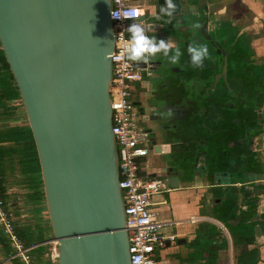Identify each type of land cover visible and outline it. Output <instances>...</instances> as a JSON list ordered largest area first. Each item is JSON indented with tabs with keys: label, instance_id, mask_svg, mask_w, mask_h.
<instances>
[{
	"label": "water",
	"instance_id": "95a60500",
	"mask_svg": "<svg viewBox=\"0 0 264 264\" xmlns=\"http://www.w3.org/2000/svg\"><path fill=\"white\" fill-rule=\"evenodd\" d=\"M189 2L182 11L196 9ZM111 10L112 0H0V44L36 142L58 264H132L112 130ZM178 139L175 131L163 140ZM157 150L165 165L177 163V151ZM179 181L166 178L171 187ZM232 185L221 184L223 206L216 205L228 216L240 214L253 191Z\"/></svg>",
	"mask_w": 264,
	"mask_h": 264
},
{
	"label": "flooded vegetation",
	"instance_id": "af4514ba",
	"mask_svg": "<svg viewBox=\"0 0 264 264\" xmlns=\"http://www.w3.org/2000/svg\"><path fill=\"white\" fill-rule=\"evenodd\" d=\"M140 1L146 10L137 23L146 27L147 34L167 39L181 51L175 64L160 53L147 62L136 61L143 70L142 79L131 89L138 119L161 152L177 151L179 158L176 164L165 165L159 155L152 173L164 174L159 178L165 179L178 175L187 183L200 176L221 186V178L238 171L246 136L257 121L255 103L264 98V69L253 57L251 43L239 39L232 22H212L214 11L207 0H190L187 5H196L194 16L185 17L193 9H179L170 19H157L159 0ZM194 18L198 25L191 24ZM193 42L208 49L199 67L192 65L187 51ZM183 124L189 142L182 141ZM175 131L178 141L167 145L163 139Z\"/></svg>",
	"mask_w": 264,
	"mask_h": 264
},
{
	"label": "crops",
	"instance_id": "0c3cea01",
	"mask_svg": "<svg viewBox=\"0 0 264 264\" xmlns=\"http://www.w3.org/2000/svg\"><path fill=\"white\" fill-rule=\"evenodd\" d=\"M159 1V6L165 3V0ZM174 2L177 4V11L184 8L182 0ZM207 4L214 11L215 18L212 22H232L239 39L251 43L253 57L260 66H264V0H207ZM19 102L22 104V100ZM260 107H263L261 113L259 110L261 119L257 118L253 129L248 132V135L252 134L254 137L250 141L245 140L238 171L231 177L220 179L223 182H234L232 190H237L242 185L252 187L251 198L243 206L244 210L238 211L240 214L230 213L229 216L227 208L216 211V205L223 206L220 195L222 190L220 186H213L211 181L200 176H195L192 183L180 180L176 187H171L166 182L163 191L153 195L152 209L159 218L173 222L165 232L177 235V240L158 250V264H264V99ZM16 117L18 119L1 118L0 127L29 124L25 121L26 112L20 111ZM186 127L183 124L180 129L183 142H189ZM156 146L150 139V149L153 151L143 163L144 174L149 178L159 157ZM17 167L18 165L11 172L8 169L7 177L0 179V189L3 186L6 189V207L14 216L20 238L32 246L34 263L58 264V258L52 257V250L57 244L49 214L44 212L40 223V219L34 218L27 208L28 199L26 194L23 196V190L27 191L28 187L20 183ZM12 186H21L23 189L22 199L15 200L16 206L9 205L14 191ZM191 218L194 219L191 221ZM24 224L29 227V232H25L22 227ZM37 225L42 227L40 233L45 236L40 240L35 239ZM12 252L13 247L0 226V264H24L20 258H11Z\"/></svg>",
	"mask_w": 264,
	"mask_h": 264
},
{
	"label": "built area",
	"instance_id": "2783aa9c",
	"mask_svg": "<svg viewBox=\"0 0 264 264\" xmlns=\"http://www.w3.org/2000/svg\"><path fill=\"white\" fill-rule=\"evenodd\" d=\"M144 14V7L134 0H112L115 45L111 53L113 76L110 95L112 130L119 154L120 188L125 205L131 263L158 264V250L168 243L176 242L177 235L165 232L173 222L159 218L152 209V197L163 191L166 180L149 178L144 174L143 163L150 150V139L131 100V86L142 79L143 70L136 61L128 60L125 55L126 47L131 42L127 26L141 20ZM0 226L13 247L11 258H20L24 264H35L32 246L20 238L14 216L1 196ZM55 242L57 246L52 250L54 259L59 255L58 243Z\"/></svg>",
	"mask_w": 264,
	"mask_h": 264
},
{
	"label": "trees",
	"instance_id": "16d2710c",
	"mask_svg": "<svg viewBox=\"0 0 264 264\" xmlns=\"http://www.w3.org/2000/svg\"><path fill=\"white\" fill-rule=\"evenodd\" d=\"M21 100L19 88L0 44V120L18 119L16 115L20 111L25 112L23 103L19 102ZM6 161H10L8 165L13 171L18 165L20 183L33 190L38 200L45 198L38 150L29 124L0 127V179L5 178ZM5 190V186L0 189V196L7 204Z\"/></svg>",
	"mask_w": 264,
	"mask_h": 264
},
{
	"label": "clouds",
	"instance_id": "9594fccd",
	"mask_svg": "<svg viewBox=\"0 0 264 264\" xmlns=\"http://www.w3.org/2000/svg\"><path fill=\"white\" fill-rule=\"evenodd\" d=\"M177 11V4L174 0H165L160 6L157 19L161 17L172 18ZM113 16V15H112ZM114 18H119L113 16ZM127 31L130 34V44L126 47V58L130 61L147 62L150 57L157 53L162 54L171 63L175 64L181 56L179 48H173L171 43L164 38H158L156 35L147 34L146 27L137 22L128 24ZM190 54V60L194 67L202 65L204 59L208 56V49L204 45L190 43L187 48Z\"/></svg>",
	"mask_w": 264,
	"mask_h": 264
},
{
	"label": "rangeland",
	"instance_id": "374dc122",
	"mask_svg": "<svg viewBox=\"0 0 264 264\" xmlns=\"http://www.w3.org/2000/svg\"><path fill=\"white\" fill-rule=\"evenodd\" d=\"M134 2L135 3H140V4L146 5L145 2L140 1V0H134ZM195 12H196L195 10L186 11L185 12V17L192 16L193 14H196ZM235 33H237V29L236 28H235ZM248 42L249 41H245V45H248ZM261 67L264 69V66H261ZM138 82L139 81L134 82L133 83V87L131 86V89H134L135 85H137ZM25 121H28L27 115H26ZM146 157L149 158L150 156L147 155ZM9 162L10 161L4 162V164H5V170L4 171H5V174L6 175L8 174L9 170H10V172L13 170V168H11V166L8 165V164H10ZM6 175L4 176L5 178H6ZM12 187L14 188V191H12V193H11L12 195L10 197V201H9L10 204L9 205L13 204L14 206H16L15 200L20 201L22 199V196L21 195L23 193H21V191L23 189H22L21 186H12ZM23 192H24L23 196H25V194H26L25 197H26V199H28V201H27V203H28L27 208L30 210V212L32 213V215L34 216V218H39L40 219V223H41L42 220H43V218H41V217L44 215V212L48 213V211H47L48 208H47V204H46L45 198L42 199V200H38V198L35 196V192L33 190H31L30 188H28L27 191L26 190H23ZM25 226H26L25 224L22 226L24 228L25 232H29L30 231L29 227H25ZM36 229H37V231H36L37 237L35 239L36 240L43 239L45 236H43V233H40L42 231V227L40 225H37ZM32 234H34V233L32 232ZM27 241H31V240L27 239Z\"/></svg>",
	"mask_w": 264,
	"mask_h": 264
}]
</instances>
